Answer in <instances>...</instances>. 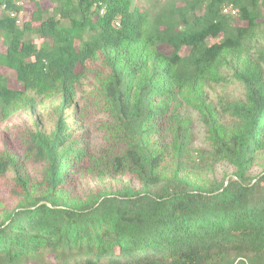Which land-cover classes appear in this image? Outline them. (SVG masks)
Listing matches in <instances>:
<instances>
[{
    "label": "trees",
    "instance_id": "obj_1",
    "mask_svg": "<svg viewBox=\"0 0 264 264\" xmlns=\"http://www.w3.org/2000/svg\"><path fill=\"white\" fill-rule=\"evenodd\" d=\"M41 4L18 25L9 13L22 8L0 0V67L22 88L0 76V120L33 95L60 99L53 131H28L22 158L0 154L16 201L0 213V264H264V169L250 175L264 157V0H165L151 11L133 0ZM94 65L112 123L84 168L88 152L63 111ZM231 83L243 98L211 97ZM186 108L199 114L209 150L193 147ZM27 163L42 167L40 181ZM220 163L236 171L218 182L209 175ZM85 173L131 175L141 187L75 198L69 187Z\"/></svg>",
    "mask_w": 264,
    "mask_h": 264
},
{
    "label": "rangeland",
    "instance_id": "obj_2",
    "mask_svg": "<svg viewBox=\"0 0 264 264\" xmlns=\"http://www.w3.org/2000/svg\"><path fill=\"white\" fill-rule=\"evenodd\" d=\"M165 0H133V6H137L142 10H152L158 5V2ZM50 12L55 7V1H45L41 4ZM36 7L34 4L26 8L25 15L22 18L23 23L31 20L32 13ZM37 25V24H35ZM238 25L244 23L238 22ZM32 40L40 45L41 40L33 37ZM219 39H211L210 43H216ZM164 51L169 49L163 48ZM5 51V44L0 36V53ZM187 50L183 51L186 54ZM89 76L77 86V96L74 106L63 111V117L68 125V133L75 139L82 142V148L88 152V157L83 167L88 168L91 165V159L101 155L104 148L108 144L106 127L112 123L110 115L105 111L103 103L100 101L95 87L97 81L95 74L100 73L103 68L100 65H94L90 68ZM96 73V74H97ZM0 76L6 77L9 87L21 90V86L17 82L16 75L12 70L0 67ZM211 97L216 99L219 96L225 98H243L244 91L239 84H222L214 85L210 90ZM28 105L13 113L7 120H0V154L11 152L22 158L24 144L23 138L28 131H46L51 132L55 129L57 120L60 116V99L58 97H37L33 95ZM184 113L192 121L193 147L197 150H209L210 145L207 140V134L204 124L199 114L193 110L185 109ZM166 143H170L169 134L165 136ZM264 169V157H262L257 165L250 171L252 177H257ZM235 168L228 163H220L215 166L210 179L218 182L232 176ZM26 173L32 183H36L42 178V167L40 165L26 164ZM131 182L135 188H140L138 180L131 176L125 175L116 178L99 179L91 174L85 173L83 176L77 177L69 190L73 197L86 199L88 196L97 193L116 191L125 184ZM14 186V173L10 172L3 178H0V213L2 209H12L16 205L15 199L11 195Z\"/></svg>",
    "mask_w": 264,
    "mask_h": 264
},
{
    "label": "built area",
    "instance_id": "obj_3",
    "mask_svg": "<svg viewBox=\"0 0 264 264\" xmlns=\"http://www.w3.org/2000/svg\"><path fill=\"white\" fill-rule=\"evenodd\" d=\"M13 5L16 7L22 8L20 12L12 11L10 12L11 18H14L17 22L18 25H22L23 21L22 18L25 15L26 8L31 5V4H36V3H42L45 1H55V0H11ZM2 10H5V6L2 7ZM223 13L225 15L231 16V17H236L238 15V11L236 8L233 7V5H227L223 9Z\"/></svg>",
    "mask_w": 264,
    "mask_h": 264
}]
</instances>
